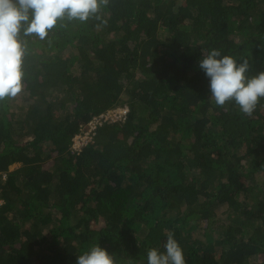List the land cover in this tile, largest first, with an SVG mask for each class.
<instances>
[{"label":"trees","instance_id":"1","mask_svg":"<svg viewBox=\"0 0 264 264\" xmlns=\"http://www.w3.org/2000/svg\"><path fill=\"white\" fill-rule=\"evenodd\" d=\"M98 15L18 34L24 86L0 101V264H76L96 244L147 264L168 232L186 264H264V99L251 116L216 106L199 67L219 49L264 71V0H109ZM118 107L124 119L99 118Z\"/></svg>","mask_w":264,"mask_h":264},{"label":"clouds","instance_id":"2","mask_svg":"<svg viewBox=\"0 0 264 264\" xmlns=\"http://www.w3.org/2000/svg\"><path fill=\"white\" fill-rule=\"evenodd\" d=\"M108 4L109 0H0V101L16 97L24 86L21 65L25 48L17 38L21 29L24 36L35 33L43 40L48 36V30L65 15L68 20L75 19L81 23L93 17L100 19L98 13ZM199 67L209 78L210 100L216 106L223 107L226 102L234 101L241 113L251 116L264 99V71L249 77L247 60L238 62L233 56L222 55L219 49H212L203 54ZM118 109L124 107L108 112ZM86 130L82 128L81 133L72 139L71 151L78 154L74 149L75 139ZM1 175L5 180L6 173ZM76 264H117V259L96 244L78 255ZM147 264H186L183 249L172 232L167 233L164 251L157 248L148 251Z\"/></svg>","mask_w":264,"mask_h":264},{"label":"built area","instance_id":"3","mask_svg":"<svg viewBox=\"0 0 264 264\" xmlns=\"http://www.w3.org/2000/svg\"><path fill=\"white\" fill-rule=\"evenodd\" d=\"M128 113V109H118L115 111L108 112L104 116L101 115L99 118H103V120H110L115 121L117 119H124ZM95 119V120H94ZM102 120V123H103ZM97 124H100L99 120H97V117L93 118L92 121L88 124V129L82 133L81 136L77 137L75 139V146L74 149H76L78 152L82 149L83 146H85L89 140H91L92 136L95 134L94 131L97 127ZM2 201L0 200V204Z\"/></svg>","mask_w":264,"mask_h":264},{"label":"rangeland","instance_id":"4","mask_svg":"<svg viewBox=\"0 0 264 264\" xmlns=\"http://www.w3.org/2000/svg\"><path fill=\"white\" fill-rule=\"evenodd\" d=\"M23 105H26V104H23ZM19 166H20V164H13L10 166V169L14 170V169L18 168Z\"/></svg>","mask_w":264,"mask_h":264}]
</instances>
